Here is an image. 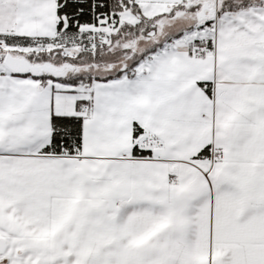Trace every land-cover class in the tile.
Segmentation results:
<instances>
[{
	"label": "snow or ice",
	"instance_id": "6c2138e0",
	"mask_svg": "<svg viewBox=\"0 0 264 264\" xmlns=\"http://www.w3.org/2000/svg\"><path fill=\"white\" fill-rule=\"evenodd\" d=\"M0 264H264V0H0Z\"/></svg>",
	"mask_w": 264,
	"mask_h": 264
}]
</instances>
